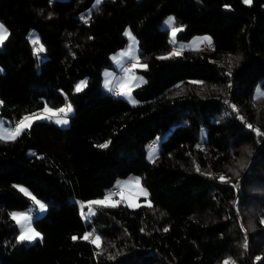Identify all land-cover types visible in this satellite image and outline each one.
Returning <instances> with one entry per match:
<instances>
[{"label":"trees","instance_id":"obj_1","mask_svg":"<svg viewBox=\"0 0 264 264\" xmlns=\"http://www.w3.org/2000/svg\"><path fill=\"white\" fill-rule=\"evenodd\" d=\"M92 3L0 0L9 32L0 116L12 124L46 103L60 106L65 93L75 105L68 125L35 120L16 140H0V264H264V135L255 131L264 133V92L255 93L264 88V0H102L89 10ZM169 14L180 38L210 32L211 44L170 56L161 24ZM127 26L147 59L136 103L103 85ZM82 77L87 85L76 92ZM131 173L147 185L151 207L119 199L93 205L85 220L80 201ZM18 183L47 203L33 219L42 239L18 242L10 214L33 204ZM86 232L101 248L82 239Z\"/></svg>","mask_w":264,"mask_h":264},{"label":"rangeland","instance_id":"obj_2","mask_svg":"<svg viewBox=\"0 0 264 264\" xmlns=\"http://www.w3.org/2000/svg\"><path fill=\"white\" fill-rule=\"evenodd\" d=\"M96 6H97L96 0H93V3L89 7V10H91L93 7H96ZM170 17L175 18L174 14H169L162 20L161 24H162V26H168L170 28L169 39L172 42L173 38H172L171 28L173 27V25H169L167 23V21H168V19ZM0 23H2L7 28V26L1 20H0ZM175 26L182 28V25H180V24H176L175 23ZM128 31H130L131 34H132V37L135 38V44L133 45V40L131 39V37L127 36L128 40H127L126 44L124 46H122L121 48L117 49L115 52L112 53L114 66H107V67H105V69L103 71V85L106 88H108V89H111V87H113V86H117L122 91L123 87L129 86V85L131 86V89H133L134 86L139 85V84L143 83L146 80L145 74L143 73L142 70H140L142 67L133 68V64L137 63V58H138V63L140 65H147V59L143 58L141 56V54H140L139 40H138V37H137L135 31L132 29L131 26H127L126 27L125 33L128 32ZM29 37H30L31 40L34 39V38H39L40 44H42L43 47H44V44L40 40V35H39V31H38L37 28L33 27V28L30 29ZM205 37H210L211 38V42H212L213 36H212V34L210 32L196 33V34H194L193 36H191L189 38H180L178 36V33H177L176 37H175V43L172 42V47H171L169 52L170 53H172V52L181 53L185 49H197V48H199L201 46H206L208 43L203 42ZM130 47H131L132 55L131 56H123L122 53L129 51ZM125 59H131V65L130 66H125L124 65ZM81 81H87L86 77L80 78L76 82L75 86ZM261 92H264V88H262L259 85V86H257L255 93L259 94ZM130 95H131V99L128 96H125V95H123V96L127 97L133 103H136L138 100L134 96L132 90H131V94ZM66 103H71L73 111L70 112L68 114V116H67L68 123L67 124H61V125H68L70 123V117L74 113V110H75V105H74L73 100L69 97L68 94L65 93L64 101H63V103L60 106H53V105H50L49 103H46L47 106L52 107V108L62 107ZM43 108H41V109H39L37 111H34L32 113H39ZM32 113H29V114H32ZM29 114H27V115H29ZM21 119H19L18 122ZM53 120H55V119H53ZM12 129H14V128H12V124L10 122H6L3 119V117L0 116V132H7V131H10ZM153 147H155L156 150H157L155 155L152 152V148ZM158 150H159V146L158 145H151L150 144V146H149V148L147 150L148 159L151 160V161L156 160V156L158 154ZM137 178L140 180V187H142L144 189H147L148 196L147 197H143V196L135 197V203L137 205H139L142 202H144V203H149L150 202L151 203L152 199H151L150 194H149V189H148L147 185L142 181V178H141V176L139 174L131 173V174H128L126 176H121V177L117 178L116 184L119 185L120 188L123 187V195L125 197H134L136 192L138 191V189L136 188V186L134 184H130L128 182L134 181ZM18 185H19V187L26 188L29 192H31L32 195H34L39 201H41V203H43L45 205V208L43 210H41L39 208V206L36 205L33 202V204H31L30 206H28L26 208L14 209L12 211V213L13 212H26V213H29L31 215V217H32V227H34L36 229V231L40 232L41 236H43V232L34 225L33 219H34L35 216L40 215V214H42V213H44L46 211L47 203H46V201L43 198L37 196L30 189V187L27 186L26 184L18 183ZM109 193H115V192H113L110 189H108L103 195L98 196L96 198H93L92 200H81L80 201L81 212H83V216H84L85 220H88L90 218V215L95 212L94 206H92L91 211H89V209L87 207L88 202L94 201V200H102ZM119 199H121L120 195H113V197H112L113 201H119ZM124 200L126 201L127 204H129V200H127V199H124ZM82 205H83V208H82ZM18 226H19V231H18L17 237L19 236V234L21 232V227H20V225H18Z\"/></svg>","mask_w":264,"mask_h":264},{"label":"snow or ice","instance_id":"obj_3","mask_svg":"<svg viewBox=\"0 0 264 264\" xmlns=\"http://www.w3.org/2000/svg\"><path fill=\"white\" fill-rule=\"evenodd\" d=\"M101 2H102V0H96L97 6ZM244 2L247 4H251L252 0H244ZM167 23L169 25H173V27L171 28V33H172V38H173L172 42L175 43L176 34L180 31H182V28L175 26V18H173V17H170L168 19ZM125 35L131 37V39L133 40V45H134L135 44V38L132 37L131 32L128 31L125 33ZM8 37H9V32H8L7 28L2 23H0V45H3L4 42L8 39ZM203 42H206L210 45L211 44V38L205 37ZM31 43L35 46V52L37 54H39L45 50L43 45L40 44L39 38L32 39ZM122 55L123 56H131L132 55L131 47H130L129 51L122 53ZM174 55H179V53L178 52H172L170 54V56H174ZM167 58H169V57H159V59H167ZM136 67H142V68L146 69L147 65H140L138 63V58H137V63L133 64V68H136ZM86 85H87V81L79 82L75 86V91L80 92L84 87H86ZM131 90L132 89H131L130 85L125 86V87H123V90L117 92V94L128 96L131 99V95H130ZM2 103L3 102L0 101V104H2ZM232 107H233V109H235V105H232ZM72 111H73V108H72L71 103H66L64 106L58 107V108H52V107L47 106V104H46L44 106V108L39 113H32L29 115H25L15 125L14 129L7 131V132H0V140H4V141L16 140L26 130L31 128V126L35 120L55 119V122L57 124H67L68 123L67 116ZM248 127L251 128L252 125L249 124ZM255 131L259 135H264V133H260L259 129H256ZM99 147L106 148V147H108V143L101 144V145H99ZM156 151H157L156 148L153 147L152 152L154 155H155ZM241 166H243V165H241ZM197 170L199 171V168ZM219 179L221 181H225L226 178L224 176H220ZM128 183L134 184L136 186V188L138 189V191L136 192L134 197H125L123 195V187H121L119 191H117L115 193L107 194L104 197V199H102V200H94V201L88 202L87 207H88L89 211H91L93 205H100V206H105V207H116V206H118L121 201H113L112 200L113 195H120L121 200H124V199L129 200V205H128L129 207L139 206L135 203V197H138V196L147 197L148 191H147V189L140 187V180L138 178L135 179L134 181H130ZM19 191L24 193L25 196L29 197L36 205L39 206V208L41 210H43L45 208V205L43 203H41V201H39L34 195H32V193L29 192L26 188L19 187ZM148 206L151 207L150 202H149ZM82 208H83V205H82ZM82 214H83V212H82ZM10 215H11V218L21 227V232L17 238L18 242L34 241L37 238L42 239L41 233L36 231V229L34 227H32V217L29 213L13 212ZM262 223H264V220H262ZM164 231H168V229L165 228ZM72 239L76 240V239H78V237L73 236ZM82 239L89 241L90 243L95 245L96 248H98V249L101 248V237L99 235L94 234L93 232H86L83 235ZM242 247L245 250H247V248H248L247 238H245V242L242 245ZM110 258H114V257H110ZM256 259H257V261H259L261 258L257 257ZM223 264H236V262L234 260H232L231 258H228L227 260H225L223 262Z\"/></svg>","mask_w":264,"mask_h":264},{"label":"built area","instance_id":"obj_4","mask_svg":"<svg viewBox=\"0 0 264 264\" xmlns=\"http://www.w3.org/2000/svg\"><path fill=\"white\" fill-rule=\"evenodd\" d=\"M130 65H131V61L128 60V61L125 63V66H130ZM113 91H114L115 93L118 92L117 89H113ZM17 123H18V120H15V121L12 123V128H14L15 125H16ZM150 144H151V145H156V144H157V141H156V140H152V141L150 142ZM119 190H120V187H119V186H114V187H112V191H113V192H117V191H119Z\"/></svg>","mask_w":264,"mask_h":264},{"label":"crops","instance_id":"obj_5","mask_svg":"<svg viewBox=\"0 0 264 264\" xmlns=\"http://www.w3.org/2000/svg\"><path fill=\"white\" fill-rule=\"evenodd\" d=\"M207 45H209V44H207ZM128 60L131 61V59H125V61H124V65H125V63H126ZM113 89H117L118 92L121 91V89H120L119 87H117V86H113V87H111V89H109V90H113ZM117 186H119V185H117Z\"/></svg>","mask_w":264,"mask_h":264}]
</instances>
